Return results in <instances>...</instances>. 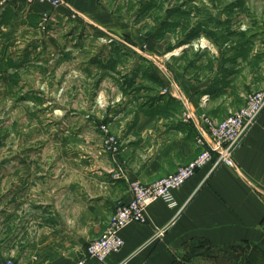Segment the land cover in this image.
Listing matches in <instances>:
<instances>
[{"label": "crops", "instance_id": "1", "mask_svg": "<svg viewBox=\"0 0 264 264\" xmlns=\"http://www.w3.org/2000/svg\"><path fill=\"white\" fill-rule=\"evenodd\" d=\"M99 1L67 0L70 11L79 16L68 23V28L74 29L68 37L72 47L81 40V32L107 33L110 28L122 29L121 35L100 36L99 41L126 43L125 24ZM4 3L0 0V38L8 42L0 50L10 54L19 44L12 38V30L22 37L36 32L30 22L42 20L44 14L54 11L55 15L57 11L62 16L60 13L69 12L65 8L53 10L56 8L47 4L28 6L25 0ZM88 40L84 42L90 46ZM135 51L133 45L132 53L122 54L129 59L127 66L117 70L124 78L135 73L144 57ZM97 61L107 66L109 50ZM153 73L145 82L154 88ZM199 86L198 92L207 96L205 85ZM153 88L141 92L147 97L145 101H125L107 116L110 130L122 142L116 158L102 152V138L93 128L100 121L76 117L65 138L67 143L59 145L63 149L59 148L58 159L69 163H55L54 158L51 166L7 168L10 176L0 183V264H79L89 243L99 239L109 226L117 206L132 199L131 183L150 186L204 151L197 143L198 129L183 114L208 112V101L199 102L198 92L194 95L183 89L185 94L180 98L161 94L151 102V96H156ZM173 107L178 110L172 111ZM234 162V167L223 165L213 172L210 165L199 170L174 191L176 206L162 200L152 204L146 224L135 223L122 230L125 246L108 263L187 264L190 258L204 254L233 255L237 250L246 255L250 250L264 254V113L235 152ZM117 165L123 168V178L114 177ZM13 169L20 171L15 179ZM85 264L98 263L88 260Z\"/></svg>", "mask_w": 264, "mask_h": 264}, {"label": "rangeland", "instance_id": "2", "mask_svg": "<svg viewBox=\"0 0 264 264\" xmlns=\"http://www.w3.org/2000/svg\"><path fill=\"white\" fill-rule=\"evenodd\" d=\"M8 2L12 3L5 0ZM99 2L125 24L126 45L99 41L100 36L121 35L122 29L110 28L99 34L83 31L81 40L72 47L68 37L74 29L68 28V23L79 16L70 11L65 0L61 8L70 14L46 13L42 20L30 22L36 32L22 37L12 30V38L19 44L12 47V54L1 52L4 48L0 50L1 184L9 167L51 166L54 158L55 163H69L58 159L59 148L63 149L59 145L67 143L65 138L76 117L101 122L93 128L102 138L103 154L112 156L103 128L119 140L121 152L122 142L110 130L106 118L125 101H145L147 97L141 92L145 88L152 90L145 80L153 72L156 96H151V102L161 94L180 98L188 90L196 95L199 85H205L207 96L198 92V98L199 102L208 101L210 110L183 116H195L198 121L205 116L215 124L244 108L251 96L264 89V0ZM132 35L139 45L133 43ZM7 42L0 38V49ZM133 45L139 53L135 52L146 58L141 57L135 73L124 78L117 70L129 64L122 54L132 53ZM107 50L108 65L101 66L97 59ZM67 156L66 153L64 157ZM15 170L13 179L20 176V171ZM247 255L243 250L233 255L204 254L190 258L187 264H264L263 253L250 250Z\"/></svg>", "mask_w": 264, "mask_h": 264}, {"label": "built area", "instance_id": "3", "mask_svg": "<svg viewBox=\"0 0 264 264\" xmlns=\"http://www.w3.org/2000/svg\"><path fill=\"white\" fill-rule=\"evenodd\" d=\"M25 1L28 5L47 4L56 9L65 5V0ZM263 113L264 89L251 96L244 108L233 112L219 124H215L212 119L205 116L196 122L192 116L187 115L186 119L195 124L194 126L198 129L200 137L197 139V143L205 148L204 151L187 166L150 186H144L137 182L131 183L132 199L117 206L109 226L99 239L89 243L85 257L79 264H85L88 260H94L98 264H109V258L119 254L125 246L121 235L122 230L131 224H146L148 208L160 200L169 206H176L174 191L185 185L202 168L210 165L211 172H213L223 165L234 167L235 152L243 144L245 136ZM103 133H105L104 141L108 152L112 154L113 158H116L120 154L119 140L110 135L107 128H103ZM123 172L122 166L117 165V172H113L114 177L116 179L123 178Z\"/></svg>", "mask_w": 264, "mask_h": 264}]
</instances>
